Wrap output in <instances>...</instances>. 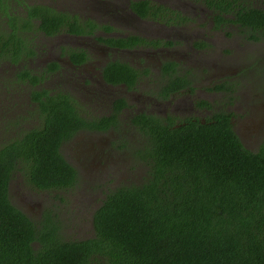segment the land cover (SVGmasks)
I'll use <instances>...</instances> for the list:
<instances>
[{
	"label": "trees",
	"instance_id": "1",
	"mask_svg": "<svg viewBox=\"0 0 264 264\" xmlns=\"http://www.w3.org/2000/svg\"><path fill=\"white\" fill-rule=\"evenodd\" d=\"M193 1L207 8L216 29L232 23L264 35V9L251 0ZM129 5L142 17L185 18L150 0H131ZM63 16L42 2L0 0V63L18 64L14 79L0 73L6 77L0 84L6 79L11 85L27 84L28 79L30 101L42 120L0 145V264H264V139L256 150L246 148L225 110L177 121L136 114L131 123L145 136L136 151L145 161L146 174L140 183L103 193L92 214L91 237L65 240L48 218L36 223L11 203L9 181L15 171L40 190L73 186L78 172L62 156L61 143L80 130L115 126L123 104L119 101L109 116L87 118L68 96L34 86L38 77L26 63L36 54L30 32L52 34ZM257 34L251 37L257 39ZM103 41L117 46L149 42L136 35ZM205 45L202 40L195 43L198 48ZM175 65L167 60L161 66L168 75L162 98L181 88L192 90L185 75L171 77ZM104 78L130 86L137 71L126 62L111 61ZM261 91L264 100V85ZM195 104L210 106L202 99Z\"/></svg>",
	"mask_w": 264,
	"mask_h": 264
},
{
	"label": "rangeland",
	"instance_id": "2",
	"mask_svg": "<svg viewBox=\"0 0 264 264\" xmlns=\"http://www.w3.org/2000/svg\"><path fill=\"white\" fill-rule=\"evenodd\" d=\"M59 1L50 3L55 5ZM153 1L190 16V21L177 25L175 36L182 45L188 46L192 40L194 46L200 40L206 45L202 50L190 51L185 60L175 56L176 54L163 55L157 51L159 61L154 59L151 64L157 65L160 62L162 65L164 60L174 57L173 61L177 63L176 73L185 75L194 88L190 100L202 99L210 105L208 108H202L194 103L198 108L191 110L190 114L201 118L219 110L230 112L233 130L241 143L250 150H256L264 139V100L261 91L264 85V35H258L232 23L216 29L208 12L203 9L200 13L201 4L193 0ZM250 2L264 9V0ZM2 23L4 17L0 19V25H3ZM119 25L116 24L117 31H124ZM95 33H98L97 30ZM253 34H257L258 38H252ZM131 56L130 53H123L114 59L127 62ZM142 57L143 54H140L139 58ZM3 67L4 64L0 66L2 69L0 73L7 74L8 68ZM33 67L40 65L34 61ZM143 68L146 69V73L141 77L142 83L149 85L151 71L148 67ZM162 76L164 77V73L161 71L159 79H162ZM3 78L6 77H1V83ZM8 84V88L3 90L8 92L0 98V145L9 139L19 137L23 131L38 127L40 123L39 114L34 109L35 105L27 97L30 86L24 83L10 86ZM217 84L228 87L214 89L213 86ZM62 85L61 87L57 84L51 85L50 90H63L74 97L81 96L78 94L77 85ZM1 86L0 84V90ZM21 86L23 90L19 89ZM76 103L85 117H99V112H95L97 108H93L91 103H83L80 100ZM162 106L168 110V115L180 117L189 114V110L180 104L178 105L181 107L180 113L171 111L172 114L169 112L170 105L160 103L158 108L164 111ZM102 113L106 114L103 110ZM117 118V124L109 130H80L61 143L62 156L78 172L77 181L73 186L40 190L32 186L22 173L15 171L11 175L8 190L11 203L36 223L48 218L56 225L58 233L65 240L93 236L91 218L101 202L103 193L115 187L140 183L147 170L145 161L136 151L143 145L145 136L125 115Z\"/></svg>",
	"mask_w": 264,
	"mask_h": 264
},
{
	"label": "flooded vegetation",
	"instance_id": "3",
	"mask_svg": "<svg viewBox=\"0 0 264 264\" xmlns=\"http://www.w3.org/2000/svg\"><path fill=\"white\" fill-rule=\"evenodd\" d=\"M50 1L59 0H49L42 3L65 13V16L61 18V24L52 34H46L42 29L30 32V38L36 45V54L31 58L28 57L26 63L31 73L38 77V81L34 83L35 87L39 90H46L49 94L59 93L68 96L70 101L74 102V108L83 117L85 115L77 107L76 102L78 100L83 103L89 102L93 108L96 107L95 112H99V117L96 118L111 115L112 112H115V106L119 101H122L123 104L119 106L117 113L115 112L116 117L123 114L128 117L127 119L130 122L136 114L140 113L152 114L162 120L172 116L175 121L186 116H195L190 114L191 110L197 109L194 104L197 100H190L194 88L192 90L181 88L171 93L167 98H162L160 89L168 75L164 74V77L162 76V79H159L162 65L160 62L157 65L151 64L154 59L159 61L157 51L162 52L163 55L176 54L175 56L182 57L185 60L188 58L190 51L203 49L196 48L193 45V40L189 42L188 46L182 45L175 36L177 25L190 21V16L178 11L185 17L184 19L174 18L176 19L174 21L173 16L170 17V15L164 18L153 17V15L142 17L130 8L129 3L131 0H60L55 5ZM150 1L155 4L158 3L153 0ZM203 9L208 12L207 8L201 4L202 11L200 13L203 12ZM116 24H120L119 26H122L124 31L118 32ZM95 30L98 33H95ZM130 35H136L144 39L148 38L146 40L150 43L138 42L133 46H117L103 41L105 38H124ZM123 53L132 54L126 63L133 66L137 71V78L130 86L124 82L111 83L104 78V68L109 62H125L114 59ZM140 54H143L141 59L139 58ZM169 59L173 61L174 57H169ZM34 61L40 67H33ZM173 62L176 63V61ZM2 64L0 63V66ZM16 66L18 64L3 67L8 68L6 70L8 73L5 75L10 76V79H14ZM139 66L148 67L151 71V84L144 85L142 83L141 77L146 73V69ZM171 74V77L177 74L176 65ZM10 79H6L5 82L7 83L1 84L0 98H3L8 92H3V90L8 88L7 84ZM26 82L30 84L28 79H26ZM55 84L59 87L63 86L62 84L65 86L77 85L79 88L78 94L81 96L74 97L63 90H50V86ZM177 102L187 111L189 110L188 115L175 117L168 115V110H165L164 106H162L164 111L158 108V105L163 103L165 106L170 105L169 112L171 114V111L180 113L181 107L178 106ZM102 110L106 114H103ZM39 118L40 125L42 120L40 116ZM11 124L10 119V126ZM111 128L113 126L106 130Z\"/></svg>",
	"mask_w": 264,
	"mask_h": 264
}]
</instances>
